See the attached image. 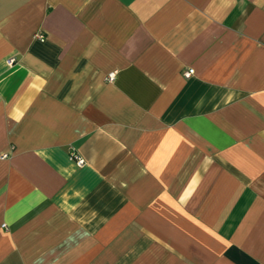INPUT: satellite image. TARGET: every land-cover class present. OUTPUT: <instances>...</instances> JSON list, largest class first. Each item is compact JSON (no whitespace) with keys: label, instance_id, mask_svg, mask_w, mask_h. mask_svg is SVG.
<instances>
[{"label":"crops","instance_id":"0c3cea01","mask_svg":"<svg viewBox=\"0 0 264 264\" xmlns=\"http://www.w3.org/2000/svg\"><path fill=\"white\" fill-rule=\"evenodd\" d=\"M0 264H264V0H0Z\"/></svg>","mask_w":264,"mask_h":264},{"label":"built area","instance_id":"2783aa9c","mask_svg":"<svg viewBox=\"0 0 264 264\" xmlns=\"http://www.w3.org/2000/svg\"><path fill=\"white\" fill-rule=\"evenodd\" d=\"M36 37L39 38V39H43V35L40 34V33L37 34ZM12 63H13V59H9V60H8V64H12ZM191 74H192V70H187L186 72H184V75H185L186 77H189ZM113 77H114V75H113V74H110V75L107 77V79H108V80H113ZM70 159H71V160H74L75 163H76V165H77L78 167H81V166L84 164V161H83L81 158L76 157L74 153H71V154H70Z\"/></svg>","mask_w":264,"mask_h":264}]
</instances>
